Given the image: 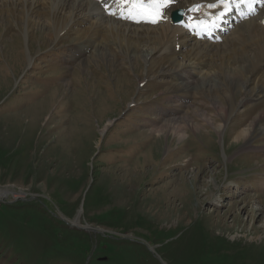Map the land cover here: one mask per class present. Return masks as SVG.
<instances>
[{
	"label": "rangeland",
	"instance_id": "1",
	"mask_svg": "<svg viewBox=\"0 0 264 264\" xmlns=\"http://www.w3.org/2000/svg\"><path fill=\"white\" fill-rule=\"evenodd\" d=\"M35 1L39 18L0 0V264H264V132L249 126L264 95L228 98L214 76L171 91L169 63L150 79L112 42L80 52L63 35L72 0L53 17ZM253 77L264 86V64Z\"/></svg>",
	"mask_w": 264,
	"mask_h": 264
},
{
	"label": "bare ground",
	"instance_id": "2",
	"mask_svg": "<svg viewBox=\"0 0 264 264\" xmlns=\"http://www.w3.org/2000/svg\"><path fill=\"white\" fill-rule=\"evenodd\" d=\"M24 1L26 3L31 2V6L34 5L33 10L29 13H32V16L36 15L38 16L36 18H39L42 13V9L40 12L37 11L38 3L35 4V0ZM69 1L70 0H50V2H47L44 0L42 1V8L44 7L46 9L44 10L45 13L50 12L51 16L53 17L55 14L63 13L65 8L64 6ZM207 1L213 0H206L205 2ZM84 3L85 5L87 4L86 7L88 8V11L86 14L82 15L81 19L76 21L81 20L80 23H84L85 21H87L88 23L89 21L88 27L80 28L83 27L82 25H80L76 26L77 29H74L72 28L73 25L76 24V21H73L74 16L79 10V6H82ZM98 8L101 11L99 4L95 1L72 0V7H70L65 16L68 28L63 33V35L71 32L73 35L71 36V42L75 44L82 41L94 43L95 53L99 52L103 44H106L108 42L116 44V47L119 48V51L121 52L123 57L125 59H128L126 61L130 65L129 67H133L141 60L143 61V63L146 65V78H149L151 75L152 77H154L157 72V68H160L164 63H169L171 67V73L168 74L177 76V79L181 80V82H175L173 84L169 83L170 85L167 86L169 90L171 88V91L174 92L178 90L186 91V89L190 90L191 88L198 89L199 91L201 90L202 92V89L206 83L208 84L212 81L214 82L217 79L224 81L225 78H227L228 85H230L231 87L227 88V91L229 93L228 98L241 92L243 94V101L247 99H254L256 97L258 99L264 95V86L261 84V82L259 80L257 81V79V82L253 81V75L258 72L264 64V25H262L261 23V19L264 17V7L260 9L256 17L240 22L239 25H237L238 27H235V29H237H233V32L231 34H233L234 36L230 39L229 42L231 43L233 42L232 39H235V41L239 42L236 43V45L240 44L243 47L238 51L236 49L237 46H232V44L231 46L234 49H231L232 55L228 56L230 58L224 57L222 58L224 61L216 65L210 62V53H213V51H220L222 45L209 41H202L197 39L193 40L191 37L187 36L184 31L180 29V27L174 26L173 24L169 23L165 25L163 24L160 27H154V25L149 24L133 25L127 21L123 22L122 20H116L114 16H106L108 20L105 21H109L110 23L108 22V24L106 22V24H104V21L102 22L103 16L101 15V12ZM98 16H100V18H97ZM94 17L96 18L95 21L92 20V18ZM15 20L17 19L15 18ZM159 24L160 23H158V25ZM102 29H106L105 31L108 35L107 41L105 43H102L101 41L103 35H101V38L99 37V35L101 34H99V31H101ZM167 34L169 35V40ZM177 45L179 46L178 49H176L175 47ZM224 49L225 46L223 50ZM221 54L223 53L221 52ZM104 55L105 54H103V56ZM192 76H197L196 79L199 80L197 81L198 83H189V80L192 79ZM212 76L217 79H210ZM167 87L166 89H168ZM232 98L231 102H229L228 100V117L232 115L237 108V105L233 102ZM261 119V116H256L252 120V123L249 125L251 127V130H255L258 128L259 130L264 132V127L260 126ZM158 123L154 122L153 126V130L156 132H162L164 130L167 131L166 127L170 125V123H164L169 125L161 124V127H156L159 125ZM172 126V128H175L176 134L182 128L180 123H173ZM247 132L248 130L242 129V131H240V133H238L236 137L240 138L241 140H243L244 138H248L247 136L244 137ZM8 194V191H0V198L6 197L8 196ZM78 217L72 220L73 225L79 223Z\"/></svg>",
	"mask_w": 264,
	"mask_h": 264
},
{
	"label": "snow or ice",
	"instance_id": "3",
	"mask_svg": "<svg viewBox=\"0 0 264 264\" xmlns=\"http://www.w3.org/2000/svg\"><path fill=\"white\" fill-rule=\"evenodd\" d=\"M117 4V10L110 9L105 6L109 15H118L120 19L140 23L147 22L156 24L163 17V10L173 4L174 0H114ZM231 0H215V3L208 4L209 8H215L217 4L221 5L223 10L219 12L214 19H197L185 25L189 28L197 29L200 32H208L216 26V19L223 17L225 12L229 10ZM200 5H193L190 10H198Z\"/></svg>",
	"mask_w": 264,
	"mask_h": 264
}]
</instances>
